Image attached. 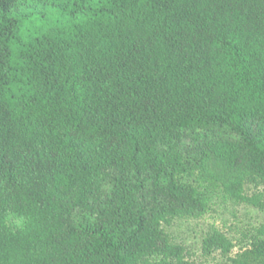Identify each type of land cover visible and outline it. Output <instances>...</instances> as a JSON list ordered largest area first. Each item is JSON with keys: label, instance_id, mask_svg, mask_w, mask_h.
<instances>
[{"label": "trees", "instance_id": "trees-1", "mask_svg": "<svg viewBox=\"0 0 264 264\" xmlns=\"http://www.w3.org/2000/svg\"><path fill=\"white\" fill-rule=\"evenodd\" d=\"M206 160L264 207V0H0V264H193L163 224ZM263 263L264 224L229 264Z\"/></svg>", "mask_w": 264, "mask_h": 264}, {"label": "rangeland", "instance_id": "rangeland-1", "mask_svg": "<svg viewBox=\"0 0 264 264\" xmlns=\"http://www.w3.org/2000/svg\"><path fill=\"white\" fill-rule=\"evenodd\" d=\"M181 180L196 186L205 209L198 215H178L163 228L183 256L193 264H229L230 258L247 248L255 229L264 224V207L254 202L261 193L260 181L244 171H230L206 160ZM7 233L24 231L31 219L15 214L1 216ZM83 223L87 217H78ZM220 233L232 244L228 254L219 248L203 249L204 239ZM264 264V263H263Z\"/></svg>", "mask_w": 264, "mask_h": 264}]
</instances>
